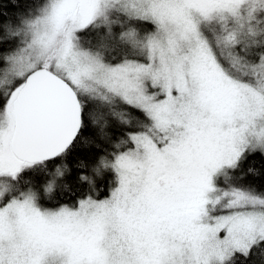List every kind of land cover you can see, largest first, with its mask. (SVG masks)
I'll return each mask as SVG.
<instances>
[{"label":"snow or ice","instance_id":"obj_1","mask_svg":"<svg viewBox=\"0 0 264 264\" xmlns=\"http://www.w3.org/2000/svg\"><path fill=\"white\" fill-rule=\"evenodd\" d=\"M0 264H264V0H0Z\"/></svg>","mask_w":264,"mask_h":264}]
</instances>
